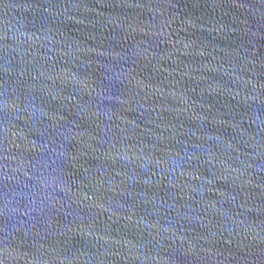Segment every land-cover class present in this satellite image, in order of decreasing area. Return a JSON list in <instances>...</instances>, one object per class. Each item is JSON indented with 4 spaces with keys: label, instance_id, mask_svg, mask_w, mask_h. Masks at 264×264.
I'll use <instances>...</instances> for the list:
<instances>
[{
    "label": "water",
    "instance_id": "1",
    "mask_svg": "<svg viewBox=\"0 0 264 264\" xmlns=\"http://www.w3.org/2000/svg\"><path fill=\"white\" fill-rule=\"evenodd\" d=\"M0 264H264V0H0Z\"/></svg>",
    "mask_w": 264,
    "mask_h": 264
}]
</instances>
